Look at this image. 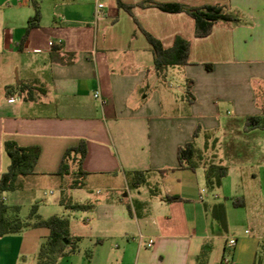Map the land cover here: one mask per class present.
I'll list each match as a JSON object with an SVG mask.
<instances>
[{
	"label": "crops",
	"instance_id": "1",
	"mask_svg": "<svg viewBox=\"0 0 264 264\" xmlns=\"http://www.w3.org/2000/svg\"><path fill=\"white\" fill-rule=\"evenodd\" d=\"M118 1L130 13L117 0H105L98 17L94 0H0V176L9 166L4 141L39 148L33 174L20 189L0 192V202L19 212L35 205L26 192L40 182L60 191L66 179L53 174L65 150L84 140V186L66 192L98 196L75 201L91 206L85 227L58 203L68 212L70 235L80 240L57 264H199L203 245L220 230L208 217L218 203L235 239L232 248L224 242L219 264H264V130L243 129L246 118L264 110L257 96L264 90V0ZM147 1L215 6L232 20L199 38L189 14L140 6ZM33 2L39 20L26 31ZM141 29L163 48L176 37L187 40V64L157 75ZM173 76L185 94L189 86L191 102L173 89ZM25 83L33 87L31 101L18 91ZM190 142L202 158L194 169L177 159ZM210 161L227 168L212 192L203 168ZM134 172L145 182L131 187ZM36 215L47 219L37 209ZM48 235L47 228L29 227L0 237V264H36Z\"/></svg>",
	"mask_w": 264,
	"mask_h": 264
},
{
	"label": "trees",
	"instance_id": "2",
	"mask_svg": "<svg viewBox=\"0 0 264 264\" xmlns=\"http://www.w3.org/2000/svg\"><path fill=\"white\" fill-rule=\"evenodd\" d=\"M34 4V15L28 20L26 31L34 27L39 20V10L37 4ZM117 4L130 13V7L122 5L117 0ZM141 7L152 6L166 12H185L189 14L195 22V37H205L210 31L214 23L218 21H231V17L224 13L219 7L204 6L200 8L186 9L178 4H158L152 1H147L140 5ZM145 38L152 47L154 59L153 68L157 75H163L168 67L184 66L187 64L189 42L181 37H176L173 45L170 48H163L161 43L151 36L146 31L142 30ZM33 87L31 84H21L18 86L19 93L25 100L31 101ZM186 96L188 101L191 102L192 98L189 97V86H186ZM257 96L264 101V90L257 92ZM243 129L245 131L251 129L264 130V110L262 117H248L245 119ZM198 129L195 131L196 136ZM3 149L9 159V166L7 170L0 176V192H10L18 190L22 187V181L33 174L34 165L39 155V148L21 147L15 141L6 140L3 143ZM86 155V143L80 140L75 146L69 147L63 153L58 170L55 174L60 180L66 179L61 183L60 197L58 200L59 205L63 206L66 210L72 212L86 211L90 209V205L79 204L73 202L68 196L66 191L72 189H80L84 186V180L87 176L82 168V161ZM177 159L181 167L194 169L201 163V156L195 150L192 142L187 143L183 148L177 152ZM204 178L205 186L208 191L212 192L221 186V180L227 174V168L219 163L210 161L204 163ZM162 174V172H160ZM142 173L134 172L131 187L144 183ZM178 198H168V200H177ZM233 204L238 205L234 200ZM130 212V205H127ZM212 214L214 220L225 231L226 222L224 216V209L221 203L215 204L212 207ZM29 227H44L49 230V235L41 243L39 252L36 258V264H56L58 258L71 254L77 251V244L80 240L79 237H73L68 231L69 220L67 217L50 216L42 220L36 215V206H32L29 216L26 219L18 217V208L9 207L0 202V237L10 234H16ZM205 256L204 249L201 256L197 258L199 264H203Z\"/></svg>",
	"mask_w": 264,
	"mask_h": 264
},
{
	"label": "rangeland",
	"instance_id": "3",
	"mask_svg": "<svg viewBox=\"0 0 264 264\" xmlns=\"http://www.w3.org/2000/svg\"><path fill=\"white\" fill-rule=\"evenodd\" d=\"M169 80H170V83L172 84L173 89L176 91V93H178L181 96H186L185 91H184L185 85L178 78L173 76V77H170ZM26 194L30 196L32 195L36 196L37 198L35 201L36 209L38 210V212H41L42 214H44V216H47V218L53 215L63 216L61 215V213L57 215V212L59 209L65 212V215H64L65 217H68L67 216L68 212L64 210L63 208H59L58 198L60 197V191L58 187L56 185L53 186L51 182H40L33 190L27 191ZM79 194H82V195L86 194V195L91 196L92 198L98 196L95 194L94 191H89L87 189L82 190V192H78V194H73L69 192L68 196L71 198L73 202H75L77 201ZM221 202H223V200H221ZM30 210H31V207H27V206L21 207V210H19L18 212V217L20 219H26L29 216ZM85 216H86V211H78V212H75L74 217L71 216L68 218L70 221H75L79 225L85 227L86 224L83 222ZM208 217L211 221L214 220L213 214H212V208L209 211ZM217 227L220 228L219 233L214 235L211 240L207 241L206 244L203 245L202 250L204 249L205 251V256L203 258L204 260L203 264H208L210 262L212 264H219V261L221 260L220 251L222 249L224 242L226 240L228 242L229 241L235 242V239L231 238L232 235L230 234V232L224 231L218 223H217ZM199 256H201V253L198 255V257ZM225 258H228V256L226 255Z\"/></svg>",
	"mask_w": 264,
	"mask_h": 264
},
{
	"label": "built area",
	"instance_id": "4",
	"mask_svg": "<svg viewBox=\"0 0 264 264\" xmlns=\"http://www.w3.org/2000/svg\"><path fill=\"white\" fill-rule=\"evenodd\" d=\"M105 0H94V16L95 17H98L100 12L104 9L105 7V4H104ZM48 47H51L53 45L52 42H48L47 43ZM93 97L95 99H98L99 102L101 103V105H104L105 104V100L101 97V95L99 94V92H94L93 93ZM9 103H13L14 102V99L13 98H10L8 100ZM250 230H245V234H250ZM139 243L145 245L146 247H150L152 245V240H149L148 242H142V236L141 235H138L137 238H136ZM235 242L234 241H227L226 242V246L229 247V248H232L234 246Z\"/></svg>",
	"mask_w": 264,
	"mask_h": 264
}]
</instances>
